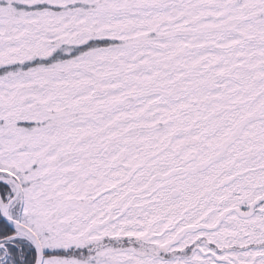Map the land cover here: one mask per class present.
Wrapping results in <instances>:
<instances>
[{"label":"snow or ice","instance_id":"obj_1","mask_svg":"<svg viewBox=\"0 0 264 264\" xmlns=\"http://www.w3.org/2000/svg\"><path fill=\"white\" fill-rule=\"evenodd\" d=\"M0 264H264V0H0Z\"/></svg>","mask_w":264,"mask_h":264}]
</instances>
